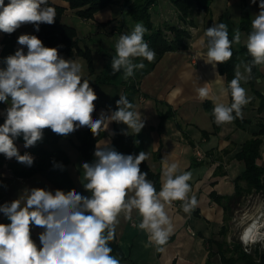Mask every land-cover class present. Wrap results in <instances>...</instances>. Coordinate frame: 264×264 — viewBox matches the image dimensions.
Listing matches in <instances>:
<instances>
[{
    "label": "clouds",
    "instance_id": "obj_1",
    "mask_svg": "<svg viewBox=\"0 0 264 264\" xmlns=\"http://www.w3.org/2000/svg\"><path fill=\"white\" fill-rule=\"evenodd\" d=\"M251 3L256 4L257 0ZM259 9L251 20L246 40L251 61L237 64L234 78L227 87L220 88L221 95L230 93L231 103L214 100L212 116L217 126L243 117L242 109L251 97L241 82L247 83L252 78L254 66H264V0H259ZM55 18L56 10L49 6L48 0H10L7 5L0 0V32L6 34L25 24H33L39 31L40 24L52 25ZM147 31L142 22H137L130 33L119 36L111 60L113 75L123 71L127 79L134 76L135 70L144 69L143 62H134L137 58L154 61L156 54L144 40ZM240 42L239 29L230 40L225 23L213 24L200 38L207 48L205 63L215 68L226 62L233 55L232 45ZM17 43L26 46V54L23 47L18 48L3 58L5 66L0 68V103L9 105L0 125V154L5 158H15L31 167L34 157L27 152L21 155L14 141L22 137L25 148L35 146L42 141L45 129L67 136L87 126L93 135H98L109 122L115 121L138 134L145 126L144 119L124 94L116 101V110L111 115L101 114L93 120L94 101L98 97L90 81L83 78L84 65L79 58L65 59L59 54L58 47L63 45L45 47L36 35L30 34L20 35ZM196 92L201 100L210 96L207 83ZM94 157L93 162L82 164V184L90 196L74 189L53 192L33 187L0 205V213L10 221L0 223V264H121L112 255L109 242L115 239L121 215L125 221L132 220L134 210L141 220L138 225L133 223V227L146 232L145 247L165 251L164 246L175 230L167 208L180 201L183 212L190 215L198 204L195 195L189 196L192 173L180 172L178 163L165 156L161 159V187L157 191L147 179L148 173L140 168L148 159L146 152L125 155L98 143ZM53 167L63 170L64 166L53 162ZM33 226L43 229L39 247L32 238ZM261 238L264 233H258L255 224L241 236L245 244Z\"/></svg>",
    "mask_w": 264,
    "mask_h": 264
},
{
    "label": "crops",
    "instance_id": "obj_2",
    "mask_svg": "<svg viewBox=\"0 0 264 264\" xmlns=\"http://www.w3.org/2000/svg\"><path fill=\"white\" fill-rule=\"evenodd\" d=\"M51 1L64 7L62 22L75 27L79 46L91 51L92 69H89L85 58L76 51L65 59L79 58L84 65L83 78L90 81V87L98 97L94 101L93 120L99 119L101 114L111 115L116 101L124 92L125 82L130 78L125 79L123 71L112 74L111 60L115 55V44L121 34L131 32L137 21L116 2L95 11L92 17L84 18L70 8L67 0ZM200 1L207 3L208 10H198L195 4L185 20H182L169 0H156L150 6L154 28L162 27L165 30L167 25L188 24L191 37L184 48L165 51L152 69L140 78L139 93L133 102L134 110L144 119L145 126L140 133L135 134L128 130L127 125L117 123L125 134L132 135L134 151L137 154L141 151L148 154L146 162L151 170L159 172L160 187L161 159L165 156H168L170 162L178 163L180 172L190 171L192 179L189 184L192 191L189 196L195 195L198 204L190 215L183 212L180 201L173 202L167 208L175 230L164 246V252H157L155 246L145 247L146 232L133 227V223L138 225L141 220L135 210L132 220L125 221L121 215L116 229V247L112 248V255L120 259L121 264H207L208 240L221 238L219 228L225 219L223 206L214 196L232 194L235 191L234 179L243 169V162L235 154L243 142L255 135L262 138L256 161L264 166V66H256L258 76L254 89L248 83L241 82V86L251 97L250 102L242 109L243 118L248 122L244 126H238L233 121L215 127L214 118L204 104L208 102L214 106V100L229 104V94H220V88L227 87L225 76L219 72L218 65L213 68L211 64L205 63L207 48L200 43L205 30L216 24L212 18L214 6L225 5L224 12L219 16L221 22L228 26V33L231 35L238 29L243 1L246 2L252 19L260 9L250 0ZM32 27L33 24L22 25L11 33L10 38L0 32V68L5 66L3 58L14 54L18 48L23 47L26 54V46L18 45L17 40L22 34L31 35ZM239 31L240 44H244L248 34ZM240 44L233 45L237 47ZM206 83L210 96L201 100L196 89ZM8 106L0 103V125L4 123L5 109ZM114 126L115 121H111L106 129H101L105 135L97 139L96 146L98 143L101 147L109 145ZM14 142L19 151L25 149L22 137ZM74 142V134L70 133L60 136L56 144L69 157L67 171L76 191L90 196L82 184V164L85 160ZM45 146L49 147L50 144ZM195 148L204 152L203 160L197 161ZM24 167L25 165L15 161L6 164L4 156L0 154V205L17 199L26 188H45L53 192L58 189L40 173L22 176L19 172ZM0 223H10L3 213H0ZM42 231V228L32 227V238L38 247ZM212 263L221 264L215 259Z\"/></svg>",
    "mask_w": 264,
    "mask_h": 264
},
{
    "label": "trees",
    "instance_id": "obj_3",
    "mask_svg": "<svg viewBox=\"0 0 264 264\" xmlns=\"http://www.w3.org/2000/svg\"><path fill=\"white\" fill-rule=\"evenodd\" d=\"M70 8L76 10V13L84 18L92 17L93 13L112 2L119 3L125 12L130 15L134 20L142 22L148 29L145 33L144 40L149 44V47L155 52V59L151 63L143 58H137L136 63L143 62L144 69L135 70L134 76L130 77L125 82L124 92L129 102L133 104L135 96L139 93L138 83L140 78L150 71L156 60L168 50L184 48L186 41L191 37L190 31L185 27H178L173 25L154 28L149 8L156 2V0H67ZM174 8L179 13L182 20H185L191 13L194 5L197 9L208 10L207 3H202L200 0H169ZM251 1V0H250ZM10 0H4V3H9ZM49 6L56 10L55 22L52 25L40 24L39 31H36L35 26L32 27L31 35H36L45 47H58L59 54L66 58L72 55L75 51L82 55L89 69H92V56L89 48H81L78 42L77 31L72 25L62 22L61 17L64 12V7L58 5L51 0H48ZM259 7V0L255 4ZM251 15L246 2L241 4V16L238 24V29L245 31L247 34L251 31ZM222 23L221 21L216 24ZM168 29L171 31L169 33ZM234 35L229 34V39H233ZM233 55L231 59L218 65L220 73L224 74L226 85L234 78L235 66L241 62L249 63L251 57L249 56L246 43L240 44L235 47L232 45ZM256 66L252 69V78L247 82L253 87L257 78ZM257 94H260L256 91ZM231 103V95L229 93V104ZM116 105L114 111L116 110ZM205 109L212 116V109L214 106L205 102ZM244 108V107H243ZM165 116V114H164ZM238 126H244L248 122L245 118H237L234 120ZM216 127V124H215ZM45 137L41 142L35 146L25 148L20 153L33 152L35 154L34 163L31 167H24L20 170L19 174L22 176H30L35 173H40L51 181L58 189L65 192L75 190V186L68 174L67 165L69 157L66 152L61 149L57 144L60 135L51 131V129L44 130ZM75 139V146L84 158L85 162H93L94 151L96 150L97 139L105 135V132L100 130L98 135H93L91 129L87 126L80 127L73 132ZM262 138L255 135L242 143L240 150L235 154V157L243 162L242 171L235 177L234 186L235 191L232 194L215 195V199L221 203L225 213V219L219 228V239L208 240V259L207 264H213L215 259L221 264H264V249L256 250L253 248L249 252L245 251L241 241L235 239H228L229 221L232 219L235 209L239 207L243 197L254 193L260 192L264 195V166L257 163L256 159L259 156V147ZM50 144L49 147L45 146ZM114 148L117 152L128 155H138L133 148V137L130 134H125L115 122L111 142L108 145ZM199 161V160H197ZM201 161V160H200ZM53 162L62 164L63 170L54 168ZM141 171L148 173L147 179L153 182L157 191L160 189L159 172L151 170L146 160L140 165ZM77 192V191H76ZM257 245V244H256ZM111 248H115V239L109 242Z\"/></svg>",
    "mask_w": 264,
    "mask_h": 264
},
{
    "label": "rangeland",
    "instance_id": "obj_4",
    "mask_svg": "<svg viewBox=\"0 0 264 264\" xmlns=\"http://www.w3.org/2000/svg\"><path fill=\"white\" fill-rule=\"evenodd\" d=\"M224 9H225V5L223 7V4H220L217 7L215 6L213 7L212 11L214 14L212 18L214 22L217 23L221 21V16L219 15H222ZM173 26H177V25H173ZM179 26L185 27L190 31V29L188 28V24H181ZM168 31L171 34V31L169 29ZM257 218L259 220V223L261 224V229H264V195H262V193L260 192H254L243 197L241 204L237 209H235L233 217L229 221L228 239H235L240 241V233L242 231V228L245 225H247L248 221ZM262 242H264V238H262L261 241L257 242L256 243L257 245L256 244L252 245L250 250H253V248H257L256 250L264 249V243Z\"/></svg>",
    "mask_w": 264,
    "mask_h": 264
},
{
    "label": "built area",
    "instance_id": "obj_5",
    "mask_svg": "<svg viewBox=\"0 0 264 264\" xmlns=\"http://www.w3.org/2000/svg\"><path fill=\"white\" fill-rule=\"evenodd\" d=\"M4 35L6 36V37H8V38H10L11 36H12V34H6V33H4ZM17 44V43H16ZM19 151V150H18ZM20 153V152H19ZM27 153H29V154H31L34 158H35V154L33 153V152H27ZM21 155H23L24 153H20ZM3 155V154H2ZM4 156V155H3ZM204 156H205V154H204V152L200 149V148H195V157H196V159L197 160H203L204 159ZM10 161H15V162H17L16 160H15V158H12V159H7V158H5L4 157V162L6 163V164H8ZM17 163H19V162H17ZM255 221H259L258 220V218L257 219H251L250 221H248L247 222V225H245L243 228H242V231H241V233H240V241H241V243H242V245H243V248H244V250L245 251H247V252H249L250 251V249H251V247H252V245H255L257 242H259V241H261V239H257V241L255 242V243H252V242H249V243H247V244H245L243 241H242V239H241V236H242V234H243V232H244V230L246 229V228H248V227H250ZM262 243H264V242H262Z\"/></svg>",
    "mask_w": 264,
    "mask_h": 264
},
{
    "label": "bare ground",
    "instance_id": "obj_6",
    "mask_svg": "<svg viewBox=\"0 0 264 264\" xmlns=\"http://www.w3.org/2000/svg\"><path fill=\"white\" fill-rule=\"evenodd\" d=\"M253 224L257 225L258 233H264V229L261 230V224L259 223V221H255Z\"/></svg>",
    "mask_w": 264,
    "mask_h": 264
}]
</instances>
